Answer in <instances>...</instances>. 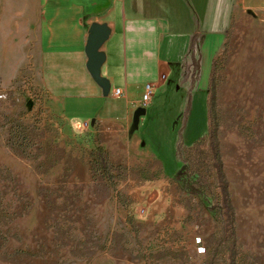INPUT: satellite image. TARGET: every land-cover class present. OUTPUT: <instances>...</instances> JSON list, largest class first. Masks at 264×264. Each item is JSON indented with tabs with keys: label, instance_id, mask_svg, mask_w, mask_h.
<instances>
[{
	"label": "rangeland",
	"instance_id": "obj_1",
	"mask_svg": "<svg viewBox=\"0 0 264 264\" xmlns=\"http://www.w3.org/2000/svg\"><path fill=\"white\" fill-rule=\"evenodd\" d=\"M8 32L0 264H264V12L233 16L206 72L199 60L181 65L130 137L49 109L26 61L32 48ZM207 99L217 150L200 139ZM175 172L197 176L223 211L182 191Z\"/></svg>",
	"mask_w": 264,
	"mask_h": 264
},
{
	"label": "crops",
	"instance_id": "obj_2",
	"mask_svg": "<svg viewBox=\"0 0 264 264\" xmlns=\"http://www.w3.org/2000/svg\"><path fill=\"white\" fill-rule=\"evenodd\" d=\"M1 7L6 37L16 36L18 44L32 48L26 61L49 109L72 123L125 131L145 83L154 85L146 106L151 108L181 65L199 60L206 72L233 16L263 13L264 0H2ZM92 24L108 30L97 48L103 55L98 76L105 88L87 67ZM116 88L119 95L113 94ZM180 90L189 93L191 88Z\"/></svg>",
	"mask_w": 264,
	"mask_h": 264
},
{
	"label": "water",
	"instance_id": "obj_3",
	"mask_svg": "<svg viewBox=\"0 0 264 264\" xmlns=\"http://www.w3.org/2000/svg\"><path fill=\"white\" fill-rule=\"evenodd\" d=\"M90 34L85 47V53L88 57L87 67L93 78L99 82L104 88L106 81L98 76V66L103 60L102 53L97 51L98 46L107 36V28L102 25L92 24L89 28ZM146 112L145 107L137 106L132 111L131 121L127 129L128 137L138 128L139 118Z\"/></svg>",
	"mask_w": 264,
	"mask_h": 264
},
{
	"label": "trees",
	"instance_id": "obj_4",
	"mask_svg": "<svg viewBox=\"0 0 264 264\" xmlns=\"http://www.w3.org/2000/svg\"><path fill=\"white\" fill-rule=\"evenodd\" d=\"M209 90H211V89H209ZM188 98H189V96H188ZM187 105H188V102H187ZM211 124H212L211 107L209 104V99H207V131H206V133H204L202 135L203 137L200 136V139L207 137L208 140L212 144H214V146H212V149L217 150L218 147H217L215 127H212ZM175 154L177 156H180L179 149L177 151H175ZM103 162H104V164L106 163L105 160ZM172 179L175 182H177L178 187L182 191H185L186 193L197 196L200 199V201L205 204V207L208 211L213 212V213H216V212L221 213L223 211V208H221V206H218L217 204L210 203L206 200V197L203 195V191L200 189V187L198 185V184H200V182L198 181L199 179L197 176L189 177L188 174H184L182 172H175L172 175ZM228 219H230V218H228ZM224 234H227V232H224ZM223 237H225V236L223 235ZM225 238H227V237H225Z\"/></svg>",
	"mask_w": 264,
	"mask_h": 264
},
{
	"label": "built area",
	"instance_id": "obj_5",
	"mask_svg": "<svg viewBox=\"0 0 264 264\" xmlns=\"http://www.w3.org/2000/svg\"><path fill=\"white\" fill-rule=\"evenodd\" d=\"M161 77L163 78L164 75H161ZM121 93L120 89L116 88L113 91L114 95H119ZM154 94V85L150 82H147L144 84V88H143V93L141 94V97L138 101V105L137 106H142V107H146L148 105V103L151 100V97ZM87 124L86 122H84V125Z\"/></svg>",
	"mask_w": 264,
	"mask_h": 264
}]
</instances>
